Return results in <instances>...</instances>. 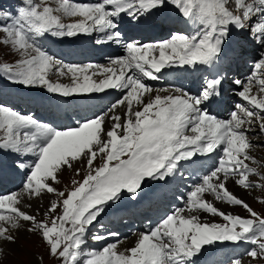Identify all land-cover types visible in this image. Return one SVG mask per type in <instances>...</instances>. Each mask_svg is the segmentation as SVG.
I'll use <instances>...</instances> for the list:
<instances>
[{"label": "rangeland", "instance_id": "obj_1", "mask_svg": "<svg viewBox=\"0 0 264 264\" xmlns=\"http://www.w3.org/2000/svg\"><path fill=\"white\" fill-rule=\"evenodd\" d=\"M53 1L61 3L60 4L61 11L59 13H57L56 10L50 11L48 4L50 3L52 4ZM119 2L120 0H104L103 1V5L105 3H111L112 7L114 8L113 10H104L101 12V7L103 5L100 8L99 7L96 8L97 17L95 16V18H98L96 19L98 21L95 24V26L103 25L104 27L100 31L92 30L93 32H91V31H88V28H86L84 25H76L77 22L71 19V15L77 12V10L79 9L78 6H80V5L75 6L72 0H0V109L3 110L6 114V120L5 121L3 120L2 124L0 121V143H4V146H5V145H8L10 142L11 143L10 145H12V142L14 139H16L18 142H23V139L21 137L23 134L21 132L30 133L31 131H33L35 134L37 133V135H42L43 137L45 136L44 137L45 141L50 142L52 144V150L54 152H58L57 154L51 156L49 160L47 159L46 155H44V157L42 158V163H40L39 171H37L34 168L36 171H31L29 173L28 177H29V181L31 184L29 190L15 191L11 193L8 198H6L7 204L13 206L12 199H13V196L15 195L14 196L15 200L21 199L20 200L21 208L19 209L17 207L20 212L19 214L17 213L14 215H7L6 217L5 215L0 214V263L1 264H51L53 261H56V263L58 264H83L85 262H87L88 264L90 263L92 264H116V259H114L113 257L108 258L106 256V258L104 259V258H98L97 256L90 257L89 256L90 252L80 251L77 253L76 251L80 248L79 243L76 242V234L78 231L70 234V232L74 228L73 226L70 225L67 228L66 237L63 238L64 237L63 234L62 236L58 235L57 225L59 224L56 220L58 218V215H60L61 213V209L62 210L64 209L62 205L65 201V196L70 198L67 204L71 205L72 199H75V198L77 199L81 195V193L84 191H86L88 194H93L96 188H98L100 191L106 194H109L106 186L100 184V182L120 172V170L122 169V166H121L122 163L124 164L123 172H124L125 177H128V174L130 171L132 173H137L141 177L139 184L140 185L144 184L146 179H148L154 172V168L151 169V165L149 163H146L144 167V164L142 162H137L136 164H134V162L132 161L137 156H144V157L138 158L140 161L143 159H150L148 157L149 149L141 148L139 146L132 147L130 149V156L119 162H111L110 159H108L107 161H104L106 151H103L102 154L100 155L92 156L91 157L92 159H90L89 164L88 163L83 164V163L78 162V164L74 165L73 160L72 162H67L66 164L65 161H67L66 160L67 158H76L80 156L82 153L79 155H75V152H72V151L77 148V145L74 143H69L67 141L66 142L68 145H63L64 136L63 135L52 136L53 130H51L50 128H46L44 124L51 126V128L59 129L61 128V125L63 124L62 119H65L66 125L73 126L69 113L66 112L64 109H57L56 107H54L55 114H53L52 117H50L51 121L50 122L44 121L42 123L40 121H36L32 123L29 117L24 116L22 117L21 120L26 123H29L30 121L29 123L31 127V131H30L29 127L25 126V124H21V126L18 128L16 127L15 124L18 122L15 119H17L20 116L15 112V108L17 106L25 107V109L23 110V114H26V115L30 114L31 117L38 118L39 113L37 112L39 108H38V105H36V107L34 106L35 101L31 99L32 98L31 89H34V88H36L37 90L42 89L43 91L41 93V96L52 95L53 97L52 89L49 86H46L45 84H48L54 87L55 83H57L59 79L52 80V83L54 84H51L50 78L49 80L48 79L43 80L42 78L41 82L39 81V79L36 78V74L34 71L36 70L37 65L40 63V60H39L40 56L52 58L55 61H59L61 64L62 63L65 64L64 62L69 63L70 62L68 60L69 57L73 56V54L70 52L71 50L70 43L79 41V37L81 35H87V34L89 35L90 33H91L90 36L92 37H93L92 33L101 34L102 38H104L103 46L98 40L95 45L97 47L102 46L101 48H98V49L93 48L91 50L90 49L85 50L86 43H84L82 44L83 45L82 48H80L79 55H83L82 52L86 51L87 53V51L89 50L95 53L94 55H92V57L95 59L98 56V54L102 53V51L105 48V44H107L110 38L113 36V28H110L113 26V25L111 26V24L113 23L111 18L115 17L119 21H121L118 16V12L120 10ZM241 2H242L241 0H226V4H227L226 6H228L227 8H232L234 12L236 11L237 12L236 14H239V11L242 10L240 8ZM208 5L209 6L211 5L210 2L208 3ZM190 6H191V10L198 9L199 12H204L209 17H211V20H214V21H217L221 16L219 12L211 11L210 8L207 7L206 4H201L200 1L191 3ZM145 9H148V8L144 7L143 11ZM228 12H231V11H228ZM152 13H153V10H152ZM240 14L243 20V18H245V14H243L242 11L240 12ZM104 17H108L111 24L110 23L105 24L106 21L104 20ZM71 22H72V27H75L76 31L74 35H71V36L67 35L68 37L64 38V40H67L65 51L63 52L62 49H60L59 47H56L53 49L54 52H56L57 54L61 56V59H58L59 57L53 54H50V55L42 54L40 51H42L44 48L43 46L44 38L41 36V33H46L47 35L53 38L54 33L56 31H60L61 26L63 24L65 23L70 24ZM121 23L122 22H120L119 25ZM129 26H130V23L128 24V27ZM121 27L126 28L124 26H121ZM69 28L71 29V26H69ZM131 28H134V27H131ZM137 28H139V26H137ZM10 38H13V40ZM143 41L145 40H142L140 42H143ZM58 42L62 43V40L60 39L58 40ZM134 42L137 43V40ZM146 43L150 46V44L147 41ZM24 44L29 45L33 53H30L28 49L24 48L25 47ZM45 44L49 45V42H45ZM140 49L143 52L147 53V55L151 54V51L148 52L149 50L144 51L142 48ZM116 51L121 53L123 56L127 54V51H119V50H116ZM130 51L132 53L133 58H135L137 50L131 48ZM153 53H154V56L158 57L156 50H153ZM83 57L84 56L77 57V58L72 57V58L75 60V63H79L81 59H83ZM94 63L96 62L94 61L93 64ZM144 64H146V66H150V65H155L156 63L150 64L147 59L146 61L137 62V64L133 63L134 66L135 65L137 66V67L135 66V68H138V70L140 69V66L142 67ZM250 67H251V64H250ZM56 71H57V68L54 67L53 68L54 76L57 74ZM144 74L148 77L146 73ZM54 76H50V77L53 78ZM131 76H134L135 82L137 83L133 82V84H131L130 82L128 81L126 82L125 80H123L121 82L114 83L113 85L105 86L103 89L99 91L95 87L94 89L86 90L85 93H83V97L87 96L89 97L91 102H96L99 99V96L97 94L101 91L104 93L106 92L105 93L106 98L110 100L111 97L113 98V96L111 95L113 94V92L119 93L122 91H128V89L130 90L131 87L134 86V84L135 85L136 84L142 85V83L145 84L144 81L139 79V75L137 74V72H134V75L132 73ZM7 79H11L13 83L8 82ZM31 81H34V82H31ZM110 90H113L111 94L108 93ZM59 91L60 90L54 89L55 96H54V99H52L51 101L49 100L48 102L42 101V103L40 100H36V101L40 102L41 105L43 106H53V104L58 105V100L56 97L63 98V96L61 95V93H59ZM123 93L124 95H126L125 93L127 92H123ZM257 94L261 97V100L264 102V94L261 92H258ZM117 96L119 97V94ZM119 100L117 99L116 102L118 103ZM113 101L111 100V102H108V103H113ZM97 102H96V105H97ZM29 106H31L29 108L31 110L28 109ZM108 106H110V104ZM42 112H44L43 116L47 118L50 116V113L52 111L51 109H49V110H45ZM112 116H115V115L111 113L107 121V123L109 122L110 124L106 125L105 133L109 135L113 134V133H110V132H113V130H117L119 133L120 127L124 123V125L122 126L121 138L119 142H127L128 140H130L131 136L133 135L135 137L140 136L143 131L144 123H151L154 125L163 124L164 126L171 127V125L168 124L167 121L164 122L156 118L142 120L140 116L131 117V119L129 118L128 121L123 120L121 123H119V126L116 127L115 125L116 121L113 119L114 117ZM262 121L264 122V120ZM132 123L136 124L135 128H131ZM74 133L78 134L77 131H75ZM255 139L257 141L260 140V138H255ZM109 144L107 145V147L109 146ZM251 148H253L256 151H259V158L262 161H264V146L260 148L259 145L252 143ZM124 150H125V147L121 144H118V145H115L114 149L109 153H111V155L114 156V153L116 152L115 158H117V154L118 156H123L125 154ZM153 150L156 151L162 159L165 158L164 152L158 149V146L153 147ZM167 152H172V149H168ZM8 155H10L12 159L15 156V155L12 156V153H8ZM63 156H65L66 158L65 157L63 158ZM55 158L58 161L57 163L55 162L53 163ZM25 160L28 161V159H25ZM38 160H39V152L37 151L35 158H33L30 161V167H35L36 164L38 163ZM103 161H104L103 170L96 172V173H92L90 175L88 174L91 171H95L96 169L98 170L99 168H101ZM15 163L19 164V160L17 159V162ZM53 167L55 168L58 167L59 169L56 168V171H57L56 175L51 177L52 180L55 182V184L52 187V189H49V187L47 188L45 187V185L47 184L46 179L50 178ZM85 176H87L88 179ZM215 176H221L222 180L227 184V186L230 189L232 187L235 188L234 192H236L242 197L241 199L243 200V203H245L246 206L250 204V210L252 211L253 215H259L257 217L264 216V177L260 179V181L262 182V185H258L256 189H246L245 188L246 189L245 190L243 187L238 186L232 180H230V177H228V175L226 176V174L222 175V174L216 173ZM224 177L226 179H224ZM116 190L124 191V190H129V188L121 187V188H117ZM48 192H49V195L51 193L55 195L56 199L50 202L52 203L53 206L48 205V210L41 212L40 213L41 215L39 214V217L30 216V214H28L25 211V209L22 207V205H24L26 208L29 207L30 209L32 206L30 203H26V201L23 199L24 198L23 196H27L30 199H32V197L34 198L39 197L42 193H45L46 195H48ZM131 195H133V193L119 192L115 194L113 197L115 198V202H117L118 198L122 197V199H124V203L122 204V207H125L126 202L128 199L131 198L130 197ZM213 198H214V201L217 199L214 196ZM43 202L44 201H38V205L40 208H44L45 205ZM222 203L225 204L224 202ZM225 205H226L225 208L224 207H220V208L226 211L228 215L231 214L230 206L228 204H225ZM89 207L90 206L88 205H82L80 207L81 208L80 215H82L83 219H91L92 216H95V213L99 211H103L104 207H110V205L107 203V204L99 205L93 208H89ZM66 210H67V206L65 207L64 212H63L64 219H61L62 225H64L65 223ZM231 210L233 212H235L236 210L239 211L240 215H246V214L249 215L248 214L249 209L244 206L243 207L242 206H231ZM24 211L27 213L26 214L27 217H25ZM197 213H202L206 215L207 223L210 226L215 225L216 223L219 222L218 217L214 215H208L201 211H197ZM113 214L107 216V218L111 219L113 217ZM15 217L19 218L20 219V220L18 219L19 221H22V219L23 220L26 219L25 220L26 223H29V224H26L27 226L24 225L25 231L26 230L27 231L26 232L21 231V235L17 238L15 234L11 235V233L8 230V227L10 226L9 223L11 222L17 223L19 226V221L16 220ZM35 221H37L36 222L37 225L39 226L43 225L42 228H40V230L38 229L39 231L38 230L35 231V228L32 225V223ZM59 222H60V219H59ZM90 225H92V223H90ZM83 226L84 225H82V227L79 228L76 225L75 228L83 230ZM43 228L47 229V232L49 233L48 235H45L42 232ZM99 228L100 226H97V229ZM154 234L156 235V233ZM55 237H59L60 247L69 238V240H67V245L69 247H64L63 245L61 249H59L57 252H54L53 249H51L50 244L52 242V239H54ZM86 237L92 240L91 235L85 236L84 238ZM105 239H107L106 236L101 237L98 240H100L101 242ZM7 241L9 243L11 242L13 246L12 245L5 246L4 243H6ZM159 246L153 247L152 256H157L159 258L167 257V259L173 257V252L171 251L172 247L167 246L166 248L164 246V250L161 251L162 247L161 246L159 247ZM84 247L86 248L88 247L87 243L84 244ZM140 248H142L141 251L149 250V248H147L143 244L140 245ZM262 249H264V247ZM246 250L247 249H245L242 253L244 254ZM255 250L256 252L259 251V249H255ZM84 251H87V250H84ZM168 253H171V254L168 255ZM177 255L178 253H174L175 258H177ZM132 259L134 261L136 260L135 257H132ZM245 259L249 264H260L262 257L259 256L258 254L250 253V254H246ZM155 261L157 264L160 260L157 259ZM119 263L128 264V258H123L122 260L119 261Z\"/></svg>", "mask_w": 264, "mask_h": 264}, {"label": "bare ground", "instance_id": "obj_2", "mask_svg": "<svg viewBox=\"0 0 264 264\" xmlns=\"http://www.w3.org/2000/svg\"><path fill=\"white\" fill-rule=\"evenodd\" d=\"M84 1L86 2V4L78 6L79 9L77 10V12L71 15V19L77 22L76 25H84L86 28H90L93 23L94 25L97 23L98 20L96 19L98 18H95V16L97 15L96 8L98 7L100 8L103 5L104 0H84ZM134 1H137L138 3H140L139 6L134 4ZM204 1H206L207 3L210 2V4H213L216 7L217 6H219L220 8L223 7L222 9H225V6L227 5L226 0H204ZM152 3H153L152 0H120L119 2L120 10L118 12V16L122 22L120 25L126 28H122L119 24H111L108 17H104V20L106 21L105 24L110 23L111 26L113 25L112 27H110V28H113V36L110 38L108 43L105 44V48L102 51V53L98 54V56L95 59L92 57V55L95 54L92 51L88 50L87 53L86 51L82 52L83 55H79V53H80V48H82L83 46L82 44L84 43H86L85 45H87L85 50L93 49L90 46V42L93 41L94 39L97 40V39L102 38V35L97 34V33H94V34L92 33L93 37L90 36L91 33L89 35L88 34L81 35L79 37V41L70 43V47H71L70 52L73 54V56L69 57L68 59L70 61L69 63L64 62L65 64L62 63L63 64L62 65L59 61H55L52 58L40 56V59H39L40 63L37 65L36 70L34 71L36 74V78L39 79L40 82L42 78L43 80L44 79L49 80L50 78L51 84H54L52 83V80L59 79L58 82L56 81L57 83H55L54 87L52 86L53 87L52 89L53 91L54 89L62 91V92L59 91V93H61L63 98L56 97L58 100V105L53 104V106L56 107L57 109H64L66 112H68L71 117L72 124H73V126H68L65 123V119H62L63 124L61 125V128L59 129L51 128V126L47 124H44V126H46V128H50L51 130H53L52 136L63 135L64 136L63 145H68L67 142L76 144L77 148L72 151V152H75V155H79L82 153L80 156L76 158H67L66 159L67 161H65L66 164L67 162H72V160L74 162V165L78 164V162L83 163V164L84 163L89 164L90 159H92L91 158L92 156L100 155L102 154L103 151H106L105 149H107L106 148L107 145L118 134L117 130H113V132H110V133H113L110 135L105 133L106 125L110 124L109 122L107 123V121L111 113L115 115L112 117H114L113 119L116 121L115 125L116 127H118L119 123H121L123 120H126V119L129 120V118L131 119V117L140 116L142 119L143 117H146L149 115L151 116L154 106L158 102V98L165 96L164 94L165 90L161 91L159 87L149 86L148 82H145V84L142 83V85L134 84V86H132L130 90L128 89V91H122L119 93L113 92V94H111L113 90H110L108 93H110L113 96V98L111 97L110 100L106 98V95H105L106 92L104 93L100 91L97 94L99 96V99L97 100L99 102L96 101L97 105H96V102H91L89 97L87 96L83 97V93H85L86 90H91V89H94L95 87L99 91L103 89L105 86L113 85L114 83L121 82L123 80H125L126 82L128 81L131 84H133V82L137 83L135 82L134 76H131L132 73L134 75L133 71L136 65L135 66L133 65L128 53L125 56H123L121 53L117 52L116 50L126 51L124 49L126 43L132 42L130 41V38L134 36V34L140 29V27L137 28V26L140 25V21H137L133 19L132 17L128 16L127 13L133 9H137V11L140 14H144V11H143L144 7L149 8L152 5ZM60 4H61L60 2L53 1L52 4L51 3L48 4V7L50 11L56 10L57 13H59L61 11ZM179 5L183 9L184 1L180 0ZM152 10H153V13H156V10L154 8H152ZM180 13H183L182 17L185 20L184 17L185 16L188 17L189 9L185 8ZM129 23H130V27H134L132 28V31L127 29ZM116 25L120 26V28H116ZM10 39L13 40V38H10ZM146 41L147 40L140 42L139 40H137V43L139 44L138 46H141L140 48H142L144 51L149 50L148 52H150L151 46H149L146 43ZM24 45H25L24 48L28 49L30 53H33L29 45H26V44ZM82 56H84L83 59H81L80 61L82 63L80 62L75 63V60L72 58V57L77 58V57H82ZM94 61L96 63L93 64ZM161 62H164V60H161ZM155 66L156 64L150 65V66H146V64H144L142 67L140 66L139 70H141L142 72L150 76ZM54 67L57 68V71H56L57 74L55 76L53 75ZM50 76H54L55 78L54 77L51 78ZM123 92H127L125 93L126 95H124ZM118 94H119V97L117 96ZM117 99L118 100L120 99L118 103L116 102ZM111 100L112 101L115 100V101H113V103H108V102H111ZM71 104H77L75 106L76 110L70 109ZM109 104L112 107L108 106ZM178 109L180 112H185V109L182 106L179 107ZM3 120L4 121L6 120V114L3 110L0 109L1 124L3 123L2 122ZM246 126L248 128L247 123H246ZM201 130L205 131L204 128H201ZM73 131L74 132L77 131L78 134L74 133ZM65 156H63V158ZM54 162L55 163L58 162L56 158L53 161V163ZM56 168L55 167L52 168V174L50 178L46 179V183H47V184L45 183L46 188L49 187V189H52V187L54 186L55 182L52 180L51 177L56 175L57 173ZM215 174L216 172H214V175ZM224 179L226 178L224 177ZM231 190L234 192L235 188L232 187ZM14 196L12 199L13 206L15 205L16 207L20 209L21 199L15 200ZM23 197L26 203H30L32 206L30 209L29 207L26 208L24 205H22V207L25 209V211L28 214H30V216H38V217L41 212L48 210V205H52V203L50 202L56 199L55 195H53L52 193L49 195V192H48V195H46L45 193H42L39 197H36V198L32 197V199H30L27 196H23ZM172 198H175V197L173 196ZM211 200L212 202H214L215 205L217 204L218 207L225 208L226 206L225 204L222 203V201L218 200V198L215 200L216 201L215 202L212 196ZM38 201H44L43 202L45 205L44 208L39 207ZM26 212L24 213L25 217H27ZM184 214L187 217V223L189 224L190 228L195 233L201 234L207 231L209 228H211V226L207 223L206 215L202 213H197V211H188ZM116 217L117 215L114 213L113 217L111 219H108L107 221L109 223H113L114 221H116ZM15 219L18 220L19 218L15 217ZM25 220L22 219V221H19V226L17 223H14V222L9 223L10 226L8 227V230L11 233V235L15 234L17 238L21 235V231H25L24 227L27 226L26 224H29V223H26ZM36 222L37 221L32 223V225L35 228V231L38 229L40 230V228H42L43 226L42 224H41L42 226L37 225ZM93 227L94 225L92 224V228ZM97 230L98 232H94L93 234H91L92 240L88 239V242L92 250L97 252L96 256L98 258L105 259L106 256L111 257L112 255L119 254L122 256L129 255V256L135 257L136 258L135 261L139 262L141 258H139L136 254L133 253L134 252L133 249L137 246L140 247L141 244L149 248V250H147L146 252H148V254H150L151 256L153 255V247L160 245L162 247L161 251L164 250V246L166 248L167 246L172 247V245L165 240L156 241L155 237H153L155 234L152 233L151 231H147L144 229H139V230L132 229L130 230V232H127L126 230L123 229V227H119L117 231H114V229H111L103 233L104 228L103 226H100V228ZM42 232L45 235L49 234L47 232V229H44V228ZM186 234L191 235L189 232ZM104 236H106L107 239L100 242V240L98 239ZM84 241H86L85 238H84ZM4 244L5 246L12 245V243L11 242L9 243L8 241ZM170 254L171 253H168V255ZM164 258L166 259L160 260L157 264H173L167 260V257H164ZM177 258L181 259V258H184V256L178 254Z\"/></svg>", "mask_w": 264, "mask_h": 264}]
</instances>
